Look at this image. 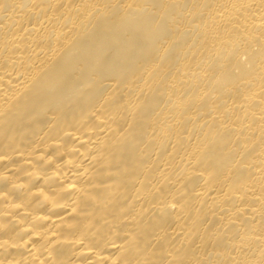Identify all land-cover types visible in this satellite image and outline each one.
<instances>
[{
	"label": "bare ground",
	"instance_id": "1",
	"mask_svg": "<svg viewBox=\"0 0 264 264\" xmlns=\"http://www.w3.org/2000/svg\"><path fill=\"white\" fill-rule=\"evenodd\" d=\"M0 264H264V0H0Z\"/></svg>",
	"mask_w": 264,
	"mask_h": 264
}]
</instances>
